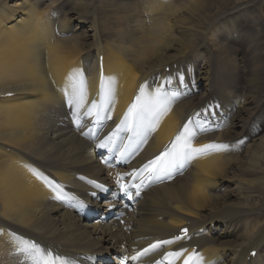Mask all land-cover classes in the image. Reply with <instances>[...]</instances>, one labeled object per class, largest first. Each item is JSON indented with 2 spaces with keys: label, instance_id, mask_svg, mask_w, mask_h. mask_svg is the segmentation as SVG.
<instances>
[{
  "label": "bare ground",
  "instance_id": "6f19581e",
  "mask_svg": "<svg viewBox=\"0 0 264 264\" xmlns=\"http://www.w3.org/2000/svg\"><path fill=\"white\" fill-rule=\"evenodd\" d=\"M253 3L234 0L229 8H222L206 0H0V264H21L23 259L11 232L34 240L71 264L102 259L117 264L121 255L130 264H156L165 252L181 247L191 252L194 246L205 264H264V201L250 205L256 193L264 200V104L253 103L245 119L234 116L244 101L236 96L235 102L224 84L219 86V75L227 72L221 69L225 58L208 47L214 40L216 45L224 44L217 39L218 25L213 26L219 15ZM199 38L206 42L197 43ZM202 48L215 56L220 67L212 78L210 61L201 52L197 60ZM99 55L103 75L117 80V94L113 119L93 141L81 135L92 127L90 122L82 129L72 123L61 89L68 74L80 69L87 80L88 101L98 99ZM191 63L198 66L186 79L191 95L174 105L139 155L128 163L114 159L117 166L107 169L109 179L106 175L102 180L111 186L117 172L131 171L156 155L186 114L201 110L198 106L213 94V86L214 95L222 92L228 105L215 106L211 125L216 127L219 121L227 125L199 136L194 143L233 144L244 138L246 143L235 153L201 159L183 176L151 187L134 210L122 216L123 224L119 219L81 221L68 197L55 199L56 193L29 171L38 169L63 185L69 196L102 201L87 183L99 181V176L93 174L96 161L84 154L86 149L107 151L95 144L119 122L140 83L148 81L155 88L169 73L187 75L184 69ZM176 86L174 80L169 87ZM193 188L199 193L196 197L191 195ZM87 203L100 215L111 213L104 203ZM186 226L190 239L163 246L139 260L130 259ZM253 250L256 254L248 261Z\"/></svg>",
  "mask_w": 264,
  "mask_h": 264
},
{
  "label": "snow or ice",
  "instance_id": "6c2138e0",
  "mask_svg": "<svg viewBox=\"0 0 264 264\" xmlns=\"http://www.w3.org/2000/svg\"><path fill=\"white\" fill-rule=\"evenodd\" d=\"M174 80L178 81L179 86L169 87L173 85ZM87 89L88 84L84 72L76 69L66 77L61 92L63 102L69 106L72 123L78 129H82L86 126V122H90L92 127L88 128L86 132L82 131L81 135L96 141L99 132L108 121L113 119L112 112L115 108L117 80L114 76H104L102 73L99 98L93 99L91 102L88 101ZM8 95L10 96L11 93ZM189 95H191V89L186 84L184 72H178L175 77L169 73L155 88H152L148 81L140 83L132 102L128 105L119 122L95 144L96 148L107 150L109 153V158L101 162L112 168L114 167L111 163L112 159L128 163L133 156L139 155L145 145L154 137V134L158 132L163 120L172 112L174 105ZM210 121V108L186 114L181 127L157 155L148 159L141 166L133 168L131 172L116 173L114 182L118 191L129 201H138L142 198V193L145 190L154 185L172 181L177 176H183L195 162L214 154L239 150L246 143V140L241 138L233 144L211 141L196 146L194 141L199 136L214 132L219 127L227 125L225 121L223 125L217 124L216 127H213ZM29 171L56 193L55 199L68 197L74 201V205L83 206V201L74 196H69L64 191L63 185L50 180L36 168H29ZM80 179L84 180L85 177H80ZM87 183L100 191L107 190L103 184L94 180H88ZM191 195L196 197L199 193L193 188ZM122 216L121 213V223H123ZM179 232V235H174L170 239L154 241L130 259L139 260L150 253H155L163 246L190 239L187 227L181 228ZM202 233L203 229L201 230ZM10 235L16 245V252L23 257L21 264H56V262L71 264L64 257L54 256L50 250L41 248L33 240L23 238L15 232H11ZM181 259L182 264H205L204 256L195 248L189 252L183 247L179 250L165 252L162 259L156 264H165V262L166 264H177V261ZM121 264H125V260L122 259ZM210 264H215V262H210Z\"/></svg>",
  "mask_w": 264,
  "mask_h": 264
},
{
  "label": "rangeland",
  "instance_id": "374dc122",
  "mask_svg": "<svg viewBox=\"0 0 264 264\" xmlns=\"http://www.w3.org/2000/svg\"><path fill=\"white\" fill-rule=\"evenodd\" d=\"M63 1L64 0H61V2ZM233 2L234 0H206L208 5L222 8H229ZM225 14L219 15L214 22L215 24H213L215 28L216 24L218 25L217 28L219 29V34H217V39H221L224 44L216 45V41L214 40L208 47H214L216 49L215 53L225 58V63L222 64L221 69L227 72L221 73L219 75L221 82L218 80V84L219 86L224 84L227 95L230 96L235 102L237 100L236 96L238 99H243V107L238 108L237 112H234L233 114L235 117L245 119L247 112L254 105L253 103L260 104L262 102L260 106L264 104V100H262L264 99V0H255V3H253L251 6L241 5L235 7L231 12H227ZM194 26L195 30H200L197 24H194ZM221 26L223 28H221ZM202 40L206 42L204 39L199 38L197 43L201 42ZM200 52L202 53L203 59L206 57L210 61L212 72L210 74L212 78L214 72H216V68H218V70L220 69V67L217 66L215 62V56L213 54H209L208 49L202 48L198 51L197 60L199 59L198 55ZM187 66H191V69ZM187 66L184 69L186 70L187 74L186 79L189 74L195 73L198 69V66L195 64L193 65V63H191V65L187 64ZM168 68V66L165 67V70L167 71ZM215 92L216 86H213V94L207 97V99H202L198 107H201V109L210 108L211 112H213L216 108L215 106L228 105L224 100H222L224 97L222 92L218 94V97L214 95ZM236 106L237 103L235 107ZM225 115L226 114L224 113L223 116L225 117ZM219 124L223 125L224 121H219ZM220 128L224 130L225 126ZM261 182H263V180H261ZM263 201V198L258 193H256L255 197L250 200V205L256 207L259 206Z\"/></svg>",
  "mask_w": 264,
  "mask_h": 264
}]
</instances>
